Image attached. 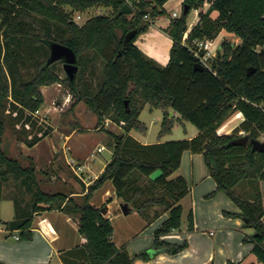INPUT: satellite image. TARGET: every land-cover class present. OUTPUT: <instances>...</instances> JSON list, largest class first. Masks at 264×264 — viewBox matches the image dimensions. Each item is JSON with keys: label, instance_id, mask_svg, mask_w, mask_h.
I'll return each instance as SVG.
<instances>
[{"label": "trees", "instance_id": "1", "mask_svg": "<svg viewBox=\"0 0 264 264\" xmlns=\"http://www.w3.org/2000/svg\"><path fill=\"white\" fill-rule=\"evenodd\" d=\"M168 1L0 0V194L4 182L13 177L33 197L25 206L16 198L17 216L3 222L9 230L19 229L20 237L31 239L33 214L45 208L43 204L51 208L66 201L63 209L79 215V232L86 238L89 261L85 264H134L136 259L149 260L147 252L132 256L125 247H118L112 239L111 219L91 202L94 192L112 181L116 196L131 203L146 219L160 216L159 211L150 214L156 206L168 213L155 230L153 247L156 254L171 252L173 244L162 236L181 227L180 200L190 192V186L185 177L170 176L179 169L184 152L190 151L204 156L210 175L217 182V188L208 197L223 191L234 201L241 212L225 214L247 220L246 227L253 228L254 233L244 240L253 243L252 251L264 262V204L260 187L264 181V152L254 150L250 143L231 144L241 136V131L260 140L264 135V0H184L183 8L187 5L188 13L182 11L180 16L172 17L169 27L164 29L173 46L169 62L162 65L135 42L157 17L168 14ZM65 6L73 12L97 6L109 7L113 12L91 17L79 25ZM192 10L199 11V20L189 29L187 17ZM117 29L122 31L120 37ZM132 30L137 33L125 44L126 35ZM222 31L236 35L240 42L223 40L210 66L196 69L199 58L194 52L198 48L195 42L215 40ZM52 42L69 46L77 54L79 70L74 80L68 76L62 79L55 62L48 63ZM99 58L104 60L103 75L94 87L92 78ZM29 66L34 71L26 78L23 69ZM250 68L254 69L251 74ZM62 80L68 82L77 100L88 104L100 123L108 116L123 124L122 133L116 136L112 160L80 202L67 199L62 192L44 191L35 166L22 164L2 147L6 127L10 125L6 112L24 126L36 125V113L45 102L42 86ZM147 104L151 109H161L163 120L158 141L144 144L130 133L147 131L140 120ZM171 111L179 115L171 116ZM237 111L243 114V121L232 133L219 134L218 128ZM176 119L193 123L198 134L162 141L171 134ZM39 128L41 133L23 142L34 146L53 130L51 126ZM156 172L159 173L152 185L160 189V194L142 197L144 188L139 181ZM188 223V230L192 231V210ZM186 246L187 243L178 245L177 251Z\"/></svg>", "mask_w": 264, "mask_h": 264}, {"label": "crops", "instance_id": "2", "mask_svg": "<svg viewBox=\"0 0 264 264\" xmlns=\"http://www.w3.org/2000/svg\"><path fill=\"white\" fill-rule=\"evenodd\" d=\"M183 2L184 0H169L166 2L165 8L168 14L157 17L150 29L141 34L136 40L137 46L149 57L154 58L162 65H166L169 62L170 51L173 46L172 38L164 29L169 27L173 12H176L178 16L182 14ZM192 26V23H190L189 29ZM223 33L224 31L220 33L216 41L223 36ZM220 43L221 41H219V46ZM171 112L173 113L171 116L177 117L179 115L178 112ZM243 119L244 116L240 111L235 112L218 128V133H232ZM130 134L141 143H154L138 136L134 131H131ZM197 134L198 132L194 131L188 138H192ZM66 137L69 138L70 136ZM161 140L168 141L175 139L164 136ZM40 142L28 148L35 149ZM60 150L61 147L54 145L53 151L55 154H58ZM63 152L65 156L70 155L69 161L74 162L77 166H81V173H84L83 176L85 178L80 177L81 180L79 181L73 179L72 181H67V179L63 178L64 183L61 187L52 191L49 189L45 191L62 192L67 195V199L74 198L77 202H80L81 197L87 193L89 186L100 176L109 162L106 161L97 171V168L95 169L91 164L85 162L87 158H84L82 149L78 145L67 149L64 148ZM177 176L185 177L190 186V192L180 200V203L183 206V216L184 213L188 212L189 215V212L193 211L194 229L189 231V223L188 221L183 222L182 217L181 227L170 234L164 235L163 238L174 244L175 247L178 245L182 246L185 243H187V246L180 251H177L176 248L175 252H162L159 254H156V250L153 249L152 252H147L150 256L149 260L136 259L134 264H228V261L238 264H264V262L258 260L256 254L252 251L253 243L244 240V236H249L245 231L247 227L244 219L225 214L226 211L240 213V208L223 191L217 192L213 197H208L217 188V182L210 175L204 156L185 151L179 169L170 178ZM107 185L108 182L94 192L91 202L97 207L102 208L103 214L111 219L114 226L115 217L125 214H123L120 208L122 200L116 196L114 188L107 187ZM260 187L264 204V181L260 182ZM103 189L104 192L99 202L96 203L94 199L97 193ZM4 190L5 186L3 185L2 193H4ZM1 198L2 194H0V200ZM108 199H111V201H108ZM187 200L188 202L185 204ZM65 204L66 201L61 206L51 208H46L49 204H43L45 208L33 214L32 226L29 228L32 236L31 239H23L22 237L16 239V234L21 235V231L19 229L9 230L3 223L15 219L17 208L12 218H3L0 213L2 220L0 223V262L4 264L87 263L89 256L86 249V238L79 232V215L71 210H64ZM25 205L23 203L22 206ZM160 208L156 206L150 211L151 215L156 211L161 213L157 218H160L158 225H161L168 217V213L160 211ZM135 212L137 211H132L129 214ZM2 223L4 225H1ZM216 228L218 229V233H215ZM212 231L213 233H211ZM215 234L216 237L212 238ZM112 237L114 240V233ZM141 252L143 250L139 247L136 250H129L132 256Z\"/></svg>", "mask_w": 264, "mask_h": 264}, {"label": "rangeland", "instance_id": "3", "mask_svg": "<svg viewBox=\"0 0 264 264\" xmlns=\"http://www.w3.org/2000/svg\"><path fill=\"white\" fill-rule=\"evenodd\" d=\"M64 8L67 12L72 13L74 20L79 25H83L91 17L103 14L110 15L113 12L111 8L102 6L91 8L85 12H73L68 6ZM206 9L207 8H205V10ZM174 13L175 12L172 13V16ZM212 15L216 17L217 13L214 12ZM198 20L199 11L192 10L187 17L188 24L190 25V23H192V25H194ZM117 34L120 37L122 31L117 29ZM226 39L235 43L240 42V39L236 35L224 32L223 36L215 42V46L218 47L219 41L222 42ZM258 49L260 50L261 47ZM63 64V60L55 62V69L62 79L67 76ZM103 66L104 60L101 58L96 60L95 73L92 78L94 87L97 86L103 75ZM33 71L34 69L31 66L23 69L26 78H29L33 74ZM131 87H133V85ZM41 90L45 102L39 113H36L37 117L35 120L38 126L33 123L24 126L22 121L16 122L15 119L12 118L13 116L11 117L9 111H7L6 116L10 125L6 127L2 147L7 155L18 158L22 164H33L36 169L39 185L44 191L48 189L52 191L63 185V178L67 179V181H72V179L77 181L81 180L80 176L70 165V155L65 156L63 152L64 148L67 149L78 145V147L82 149L84 158H87L85 162L91 164L93 168H97L98 171L106 161L110 162L112 160L116 146V136L122 133L123 124L115 123L108 116H105L104 120L100 123L97 115L88 104L84 100H77L71 92L67 81L65 82L62 80L51 85L42 86ZM140 120L144 121L146 126H148L147 132L143 134L136 130L132 131L145 140L157 142L163 120V111L158 108L151 110L150 105L147 104L141 112ZM47 126L53 127L50 135L41 140L37 148H28L30 146L24 143L23 140H31L33 134L41 133L39 127L46 128ZM194 131L198 132V128L193 123L176 119L172 132L167 135V138H188ZM66 136L70 137L67 138ZM54 145H56V147H61L58 154H55L53 151ZM101 146L104 147V150L98 152L97 149ZM158 173L159 172L154 173L151 177L144 176L141 178L139 184L144 188L142 197L160 194V189L152 185V179ZM83 174L81 173V176L85 178ZM107 182V187L114 188L112 181ZM4 186L5 190L0 200V213L3 218H12L17 208L15 197L21 200V205H23V203L27 205V203L33 200V197L32 193L25 190V188L17 183L13 177H10L4 183ZM103 192L104 189L97 193L94 199L96 203L99 202ZM187 202L188 200L185 204H187ZM162 210L163 207L160 208V211ZM146 218V215L138 211L133 214L115 217L114 243L119 246H124L128 251L136 250V248L139 247L143 252H152L154 249V233L159 226L160 218H155L151 221ZM187 221L188 212L184 213L183 216V222ZM1 225L4 224L2 223ZM245 231L249 236L254 233L253 228H245ZM216 232L218 233L217 228L215 229V233ZM163 237L164 236H162V238ZM215 237L216 234L212 236V238ZM245 237L246 236H244V238Z\"/></svg>", "mask_w": 264, "mask_h": 264}, {"label": "water", "instance_id": "4", "mask_svg": "<svg viewBox=\"0 0 264 264\" xmlns=\"http://www.w3.org/2000/svg\"><path fill=\"white\" fill-rule=\"evenodd\" d=\"M189 11V7L187 5L183 8V13L186 14ZM137 31L132 30L130 31L126 37H125V44H127L134 36L136 35ZM58 60L64 61V69L66 71L67 76L70 78V80H74L75 76L79 70V66L77 64V54L75 51L70 48L69 46H66L59 42H52L51 43V53L50 57L48 59V63H53ZM196 69H203L204 65L197 62L195 64ZM254 71L253 68H250L248 73L251 74ZM173 113L171 112V115ZM252 144L254 150H258L261 152H264V140L256 139V138H250L249 135H241L240 137H237L231 141V144ZM120 208L123 212V214L128 215L132 211H136L135 208L132 206L129 202L122 201L120 203ZM244 219V218H243ZM246 222L247 220L244 219ZM176 251V247L173 246L172 252Z\"/></svg>", "mask_w": 264, "mask_h": 264}, {"label": "built area", "instance_id": "5", "mask_svg": "<svg viewBox=\"0 0 264 264\" xmlns=\"http://www.w3.org/2000/svg\"><path fill=\"white\" fill-rule=\"evenodd\" d=\"M173 17H177V13L175 12L173 14ZM80 18V15H79ZM147 18V16H146ZM187 36V35H186ZM215 40H207V41H197L195 42L198 46L197 49L194 50L195 55L199 58V62L204 65V66H210V61L211 59L216 55L217 50L219 49V45L218 47L215 46ZM214 48V49H213ZM201 50H204V53H201ZM37 113H39V111H37ZM240 135H245V131H241ZM264 140V135L262 136V139ZM104 147H98L97 151H103ZM70 165L73 167V169L75 170V172L80 176H81V166H77V164H75L74 162H71ZM213 233V231L211 232ZM16 239H20V234H16Z\"/></svg>", "mask_w": 264, "mask_h": 264}]
</instances>
